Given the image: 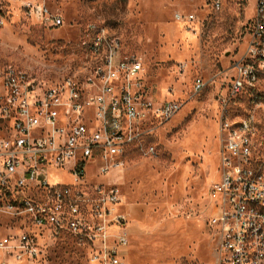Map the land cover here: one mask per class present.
I'll return each instance as SVG.
<instances>
[{
    "label": "built area",
    "instance_id": "built-area-1",
    "mask_svg": "<svg viewBox=\"0 0 264 264\" xmlns=\"http://www.w3.org/2000/svg\"><path fill=\"white\" fill-rule=\"evenodd\" d=\"M212 1L221 10L223 0ZM23 8L46 26L64 25L45 6ZM176 20L195 16L178 13ZM81 46L87 72L57 81L12 64L0 67V264H40L43 239L61 237L84 252L85 264H126L130 219L119 209L124 201L112 180L141 144L144 125L169 122L183 105L150 99L142 60L105 28L88 25ZM237 57L216 96L221 168L209 190L214 205L207 226L218 240L215 264H264V0L256 2ZM203 86L197 79L196 90ZM142 153L153 156L155 148ZM69 165L64 182H49V171Z\"/></svg>",
    "mask_w": 264,
    "mask_h": 264
},
{
    "label": "rangeland",
    "instance_id": "rangeland-1",
    "mask_svg": "<svg viewBox=\"0 0 264 264\" xmlns=\"http://www.w3.org/2000/svg\"><path fill=\"white\" fill-rule=\"evenodd\" d=\"M212 2L4 0L0 7V67L12 64L46 82L83 74L90 60L81 39L96 24L142 60L150 99L183 105L169 122L144 125L141 144L130 149L124 173L112 180L124 201L119 209L132 210L126 264H215L217 258L218 240L207 226L214 205L209 190L221 168L216 96L229 81L227 68L246 47L257 0H223L219 11ZM27 3L45 6L64 25L46 26L24 10ZM178 13L195 21H177ZM197 79L204 82L201 91ZM149 146L155 155L142 153ZM71 168L49 171V182H64ZM42 244L40 264H85L84 252L68 237Z\"/></svg>",
    "mask_w": 264,
    "mask_h": 264
},
{
    "label": "crops",
    "instance_id": "crops-1",
    "mask_svg": "<svg viewBox=\"0 0 264 264\" xmlns=\"http://www.w3.org/2000/svg\"><path fill=\"white\" fill-rule=\"evenodd\" d=\"M123 211H125V210L123 209ZM125 212H127V213H128L129 217H132V210H131V209H130V210H128V211H125Z\"/></svg>",
    "mask_w": 264,
    "mask_h": 264
}]
</instances>
